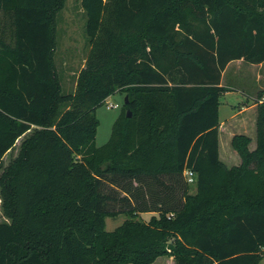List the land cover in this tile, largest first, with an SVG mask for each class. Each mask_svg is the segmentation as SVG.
Masks as SVG:
<instances>
[{"label":"trees","instance_id":"1","mask_svg":"<svg viewBox=\"0 0 264 264\" xmlns=\"http://www.w3.org/2000/svg\"><path fill=\"white\" fill-rule=\"evenodd\" d=\"M65 1L0 0V264H260L264 100L254 149L231 138L232 166L219 104L230 61H264V0H80L88 51L66 94L54 62ZM116 91L127 103L96 146L95 110Z\"/></svg>","mask_w":264,"mask_h":264},{"label":"rangeland","instance_id":"2","mask_svg":"<svg viewBox=\"0 0 264 264\" xmlns=\"http://www.w3.org/2000/svg\"><path fill=\"white\" fill-rule=\"evenodd\" d=\"M87 51L88 43L85 32V14L80 5V0H66L64 7L56 16V48L54 53V62L63 93H70L74 90L76 76L79 70L84 66ZM259 73L262 75L260 82L257 80ZM223 84L229 85L233 89L230 90L228 95H222L220 98V121L226 120L233 113L237 112L242 101L246 99L252 100L247 96L256 98L260 87L262 86L264 88V66L260 72L259 68L255 66L251 68V71H248L246 67H230L224 75ZM124 98L125 94L123 92L116 91L108 96L104 102L96 108L95 115L98 119V126L94 139L96 146L103 145L110 138L113 122L122 112ZM110 103L116 104L117 107H107ZM245 116L253 119L254 124L255 111H247ZM245 124H247L248 127L251 125L248 121ZM227 144L226 139L223 137L219 138L220 159L225 162L227 166H232L233 162H236V165L239 164V156L234 154L233 152L235 151L232 149L231 145L228 146ZM17 146L18 142L11 151L4 155L3 164H6L10 158L14 157ZM111 191L109 192L116 194L114 190ZM194 191L195 184L193 183L190 184V192ZM118 194L121 195L122 192H118ZM120 206L123 207V203H114L111 204L110 207H112V209H119ZM153 215L157 216V212H140L137 218L147 221ZM127 218H129V216L124 213H120L115 217H106L105 229L111 231ZM4 220L7 219L2 215L0 207V221ZM152 264H175V262L172 257L160 256ZM260 264H264V256Z\"/></svg>","mask_w":264,"mask_h":264},{"label":"crops","instance_id":"3","mask_svg":"<svg viewBox=\"0 0 264 264\" xmlns=\"http://www.w3.org/2000/svg\"><path fill=\"white\" fill-rule=\"evenodd\" d=\"M254 66L255 67H258L259 68V72H260L261 69L264 66V61L261 62V63H249V62L243 61L241 59L230 61L226 65V67L224 68V70L222 71L221 81H220L221 82V85H224V86L228 87L230 90L233 89L231 86L223 84V82H224V75L226 74L227 70L230 67H246L248 69V71H251V68L254 67ZM261 79H262V75L259 73L258 76H257V80L260 82ZM230 90L227 91V92H225L223 94V96L224 95H228L230 93ZM259 94L262 95V98L259 101L264 100V88L262 86L259 89L258 95ZM257 96H256V98H254L252 96L251 97L250 96H247V97H249L252 100L250 101L249 99H246V100L242 101L241 102V105L239 106V109H238L237 112L233 113L226 120L220 121V125H219V138L220 137H223L224 139H226V142L228 143L227 144L228 146L231 145L230 144V141H231V138H232V136L234 134L242 133V134H245V135H247V136L250 137L251 141H250V144H249V148L250 149H254V147L256 145L255 127H254L255 120H254V124H253V119H250V117L245 116V113L247 111H255V113H256ZM219 107H220V104H219ZM247 121L251 123L250 127H248V125L245 124ZM248 129H250V130H248ZM233 153L234 154H237L235 152H233ZM233 157H234V155H233ZM227 161H228V159H227ZM232 165H236V162L235 163L233 162Z\"/></svg>","mask_w":264,"mask_h":264},{"label":"built area","instance_id":"4","mask_svg":"<svg viewBox=\"0 0 264 264\" xmlns=\"http://www.w3.org/2000/svg\"><path fill=\"white\" fill-rule=\"evenodd\" d=\"M107 107H117V105L110 103L107 105ZM184 177L188 183H190V184L195 183V175H194L192 170L186 169L184 171Z\"/></svg>","mask_w":264,"mask_h":264},{"label":"water","instance_id":"5","mask_svg":"<svg viewBox=\"0 0 264 264\" xmlns=\"http://www.w3.org/2000/svg\"><path fill=\"white\" fill-rule=\"evenodd\" d=\"M124 102L127 103V96H125ZM127 116L128 117L131 116V112L129 110L127 111Z\"/></svg>","mask_w":264,"mask_h":264}]
</instances>
